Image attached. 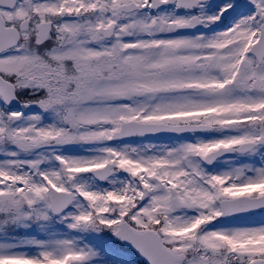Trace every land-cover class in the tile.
I'll list each match as a JSON object with an SVG mask.
<instances>
[{
	"label": "snow or ice",
	"instance_id": "snow-or-ice-1",
	"mask_svg": "<svg viewBox=\"0 0 264 264\" xmlns=\"http://www.w3.org/2000/svg\"><path fill=\"white\" fill-rule=\"evenodd\" d=\"M0 264H264V0H0Z\"/></svg>",
	"mask_w": 264,
	"mask_h": 264
}]
</instances>
